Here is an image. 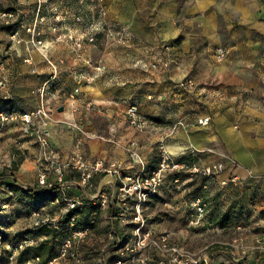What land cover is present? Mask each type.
<instances>
[{"label": "rangeland", "instance_id": "obj_1", "mask_svg": "<svg viewBox=\"0 0 264 264\" xmlns=\"http://www.w3.org/2000/svg\"><path fill=\"white\" fill-rule=\"evenodd\" d=\"M150 1L148 28L136 31L129 23L110 17L109 11L121 0H0V65L3 57L11 54L9 45L16 35H28L30 51L40 54L46 48L51 53L53 46L63 45L78 61L72 69L78 87L68 98H55V106L79 96L88 113L103 112L104 104L95 101L98 88L126 108H138L146 120L142 129L126 119L136 132L157 136L164 133L146 160L137 135L123 146L127 163L111 160L123 168L125 175L160 172L159 192L140 206L135 202L124 205L118 195V182L115 191L107 190L105 194L95 190L94 185L91 189L79 186L80 174L74 169H64L63 188L51 168L46 186H27L15 172L17 168L9 166L5 157L8 147L0 135V264H264V183L242 180L232 173L230 182L221 185L230 183L236 188H229L228 193L217 192L216 179L226 171L237 170L235 162L231 161L230 166L206 165L202 152L193 156L187 154L192 149H180L179 154L176 151L177 155H172L166 149V143L179 130L201 127V118H177L185 112L184 104L196 101L204 110L211 94L222 100L231 70L237 66L255 77L264 74V0H159L158 6ZM5 13L12 15L9 25L5 23ZM93 23L98 24L96 36L88 34ZM34 24L43 47L31 44L27 29ZM78 42H82L80 49L75 45ZM104 45L124 50L125 56L132 48L146 52L152 59H138L133 66L148 75L150 81L141 75L138 79L133 66L126 63L121 67L128 75L122 80L115 77L100 55L105 52ZM86 48L100 56L84 57ZM60 60L55 62L58 77L60 64L64 63ZM99 66L101 75L94 79ZM83 72L87 76L82 77ZM254 76L249 82L261 81ZM88 85L94 88L80 91ZM163 87L169 88L168 96ZM166 103L169 106H164ZM8 109L0 108V131L6 125L1 115ZM81 123L84 125L85 120ZM95 126L99 133L84 134L86 139L116 132L114 122L104 117ZM13 145L21 146L18 140ZM81 151L82 161L91 163L93 160H85L82 145ZM175 164L186 167L174 170ZM214 166L211 177L191 171L194 167L203 170ZM43 168L38 157V181ZM89 196L94 205L88 204ZM74 198L80 200L79 205L73 202L77 210L70 209L61 219ZM197 200L206 209L202 217L194 207ZM125 207L127 216L119 217L118 211ZM41 243L51 249L49 258L37 255Z\"/></svg>", "mask_w": 264, "mask_h": 264}, {"label": "crops", "instance_id": "obj_2", "mask_svg": "<svg viewBox=\"0 0 264 264\" xmlns=\"http://www.w3.org/2000/svg\"><path fill=\"white\" fill-rule=\"evenodd\" d=\"M153 1L154 5L158 6L161 4L159 0H151V5ZM148 9V0H129L128 2L121 0L119 6L111 9L109 14L111 18L129 23L132 29L142 31L148 28L146 27L147 23H149L147 22ZM162 14L165 15V13ZM22 35V38L16 37L17 35L13 37L14 41L9 45L8 49L11 54L4 56L2 65H0V78L5 84L0 96V108L6 110L11 107H17L24 112H32L41 108V106L46 110L51 109L55 106L56 99H49V97L43 99L37 93V90L50 78L51 73L45 61L44 52L41 55L37 51H30V47L27 44L28 35L24 33ZM105 48V52L100 55L103 54L102 58L112 74L121 80L129 73L121 67L122 63L133 66L138 59L145 58L147 61L152 59L146 52H141L140 49L136 48H132L126 56L122 54L125 51H121L116 46L109 45L105 46ZM85 50L87 54L85 53L84 57L100 56L89 52L88 50L90 49L87 50L86 48ZM49 53L48 57L50 60L56 63H59L60 59L64 61L59 67V86L58 91H56V98H68L73 95L74 90L78 87V82L75 81L72 73V69L78 61L74 60L73 55L65 51L63 45L53 46L51 53ZM122 58H124V61H120L123 60ZM26 60H29L30 63H26ZM133 70H135L138 79L141 76H146L147 80L150 81L148 75L141 74L142 72L135 68ZM253 76L251 71L245 70L243 66H237L236 69L231 70L228 77L229 80L225 84L226 91L222 100L221 98L220 100L218 99V95H215L216 97L212 95V90H210L209 105L204 110L196 101L192 104H184L182 110L185 112L177 115V118L190 120L193 118L211 117V124L208 127H199L190 131L179 130L173 139L166 143V145L171 144L174 147L182 148L183 151L195 149L202 152L204 154L203 164L206 165L220 163L230 166L231 161L235 162L238 167L237 170L226 171L216 179L217 184H219L215 190L217 192L220 190L221 193H228L229 188H236L230 183L226 187L221 185V182H230L232 173L241 177L242 180L251 182L255 180L261 182V184L264 183V74L258 77L254 76L255 78H260L261 81L252 79L249 82ZM93 86H82L80 91L84 88L93 89ZM152 87L149 86L150 89ZM95 90L99 94L95 101L104 104L103 112L88 113L84 107L85 102L80 101L79 96H76V100L67 99L65 103L56 105L55 112L53 111L43 123L41 121L36 122L39 129L49 132L51 145L60 152L61 162L66 163L67 159L71 158V153L75 146L81 143L84 158L87 161L102 158L107 161L115 160L122 164L127 163L128 158L123 146L125 147L129 141L133 140L135 135H137L136 139H138L139 145L143 146L142 149L145 150L144 153L142 149L140 152L143 159L146 160L154 150V146L159 143L160 136L163 137L164 133L157 136L153 135V133L147 135L146 133L136 132L137 130H134L126 122V119L129 118L127 111L130 106L126 108V105L117 102L118 99L107 97L98 88H95ZM162 90L164 92L167 91L168 96L169 88L163 87ZM246 91H249V93L245 96ZM164 96L165 99H168L166 95ZM164 106L169 105L166 103ZM61 107L64 108V111L58 112ZM189 110H195L194 114H186ZM141 115L144 116L142 113ZM100 117H104L109 122H114L116 126L115 134L101 136L99 139H86L84 134L99 133L95 123ZM83 119L85 123L81 125ZM0 133L6 147H8L5 157L8 159L9 166L17 168L15 172L20 174L23 182L28 184L27 186L33 187L39 184L37 177L39 157L37 139L25 135L23 124L20 122L6 123L1 128ZM15 140H18L21 144L20 147L19 145H13ZM0 154H3L2 150H0ZM125 166L129 167L130 164H125ZM116 183L115 179L105 174H97L93 180L94 189L98 190V192L100 190L113 192L116 189ZM262 188L264 190V187ZM88 198L90 201L88 204L94 205L93 197L89 196ZM72 201H77L79 205V198H74ZM94 215L96 216L97 214L95 213Z\"/></svg>", "mask_w": 264, "mask_h": 264}, {"label": "built area", "instance_id": "obj_3", "mask_svg": "<svg viewBox=\"0 0 264 264\" xmlns=\"http://www.w3.org/2000/svg\"><path fill=\"white\" fill-rule=\"evenodd\" d=\"M4 20L6 24H11V14H3ZM80 21V18L78 19ZM37 24V23H36ZM36 24L33 27H29L27 32L31 35V44L35 47H43V41L39 39L36 35ZM98 24L93 23L89 26V33L96 36L99 34ZM58 40V39H57ZM77 48L82 47V42H78L75 44ZM45 49L44 58L46 63L50 68V78L44 83V85L37 90L38 95L41 98L49 97V99L56 98V91H58L59 86V77H58V66L57 64L50 60L48 57V52ZM26 63H30L29 60L25 61ZM102 67L99 66L96 68V73L93 78L97 79L101 75ZM82 77L87 76L86 72H83ZM4 82H0V90L4 87ZM54 109L46 110L43 106L41 108L34 110L32 112H24L18 108H11L7 111L3 112L1 115L4 122H14L19 121L23 124V132L25 135L30 137H35L38 142L39 148V158L43 162V169L39 173V184L47 185L48 183V174L51 173L50 168L53 169L58 174V182L60 186L63 188L65 184L62 183L63 172L64 169L77 170L80 174L81 186L85 188L93 187V180L97 174H105L118 182V192L125 203L130 204L131 202L137 203L139 206L144 204L148 198L155 196L160 188H161V177L160 172L153 173V175H145L143 172L133 174V175H125L123 168L115 161H107L102 158H97L93 160L91 163H84L82 161V151H81V143L77 144L71 153V158L66 162L62 163V158L60 152L55 149L50 142V134L47 130L39 129L36 122L49 118V116L53 113ZM127 116L129 117L130 124L138 129H142L146 125L145 118L139 113V110L136 106H131L127 111ZM211 123L210 117H204L198 120V125L201 127H207ZM135 145V143H132ZM198 151L192 149L190 151V155L195 156ZM174 170L184 169L186 166L181 164H175L173 166ZM216 167H208L203 170H200L197 167H194L191 171L194 173L202 172L204 176L211 177L214 176V171ZM101 193L105 194V190H100ZM65 195V191H63ZM72 204L66 208V211L61 213V219L68 214V212L73 209H76V204L70 200ZM57 203L59 201L57 200ZM104 206V203L102 204ZM194 207H196L198 215L202 217L206 213V209L204 204L200 200H197L194 203ZM120 208L116 209L117 211ZM128 214V207L121 208L118 211L119 217H126ZM48 222V219H46ZM44 221V224L46 223ZM22 249V246H19Z\"/></svg>", "mask_w": 264, "mask_h": 264}, {"label": "trees", "instance_id": "obj_4", "mask_svg": "<svg viewBox=\"0 0 264 264\" xmlns=\"http://www.w3.org/2000/svg\"><path fill=\"white\" fill-rule=\"evenodd\" d=\"M55 200H56V198L52 199L50 202H54ZM46 246H47L46 243H41L39 245V247L37 248L38 249L37 255H39L41 257H44L45 255H47V257L49 258L50 257L49 254H50L51 249H48Z\"/></svg>", "mask_w": 264, "mask_h": 264}, {"label": "bare ground", "instance_id": "obj_5", "mask_svg": "<svg viewBox=\"0 0 264 264\" xmlns=\"http://www.w3.org/2000/svg\"><path fill=\"white\" fill-rule=\"evenodd\" d=\"M167 146V149H168V151L170 152V153H172V154H176V151L178 152L180 149H182V148H179V147H174V146H172L171 144H168V145H166ZM183 152V151H182Z\"/></svg>", "mask_w": 264, "mask_h": 264}, {"label": "water", "instance_id": "obj_6", "mask_svg": "<svg viewBox=\"0 0 264 264\" xmlns=\"http://www.w3.org/2000/svg\"><path fill=\"white\" fill-rule=\"evenodd\" d=\"M64 111V108L63 107H61L59 110H58V112H63Z\"/></svg>", "mask_w": 264, "mask_h": 264}]
</instances>
